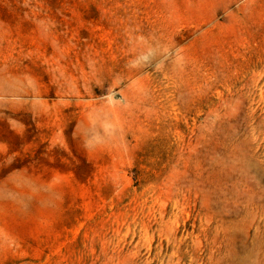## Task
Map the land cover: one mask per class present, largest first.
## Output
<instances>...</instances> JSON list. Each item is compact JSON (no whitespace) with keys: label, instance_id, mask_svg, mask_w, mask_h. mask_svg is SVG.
<instances>
[{"label":"rangeland","instance_id":"1","mask_svg":"<svg viewBox=\"0 0 264 264\" xmlns=\"http://www.w3.org/2000/svg\"><path fill=\"white\" fill-rule=\"evenodd\" d=\"M0 264H264V0H0Z\"/></svg>","mask_w":264,"mask_h":264}]
</instances>
